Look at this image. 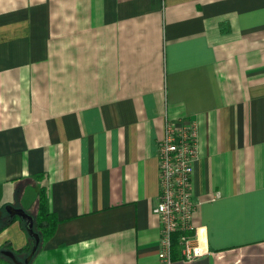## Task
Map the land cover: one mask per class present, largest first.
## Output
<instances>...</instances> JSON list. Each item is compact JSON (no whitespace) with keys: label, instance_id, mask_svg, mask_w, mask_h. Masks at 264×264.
Returning <instances> with one entry per match:
<instances>
[{"label":"crops","instance_id":"1","mask_svg":"<svg viewBox=\"0 0 264 264\" xmlns=\"http://www.w3.org/2000/svg\"><path fill=\"white\" fill-rule=\"evenodd\" d=\"M167 119L197 124L205 243L171 264H264V0H0V211L54 220L28 264H161Z\"/></svg>","mask_w":264,"mask_h":264},{"label":"built area","instance_id":"2","mask_svg":"<svg viewBox=\"0 0 264 264\" xmlns=\"http://www.w3.org/2000/svg\"><path fill=\"white\" fill-rule=\"evenodd\" d=\"M156 150L159 194L151 211L160 225L157 257L161 264H171L172 239L177 235L181 259L188 262L204 253L198 234H189L197 206L190 190L198 157L197 124L165 120Z\"/></svg>","mask_w":264,"mask_h":264},{"label":"trees","instance_id":"3","mask_svg":"<svg viewBox=\"0 0 264 264\" xmlns=\"http://www.w3.org/2000/svg\"><path fill=\"white\" fill-rule=\"evenodd\" d=\"M43 202H44V196L41 193L38 196L37 201H36L35 216H32V218H33V231L39 237V244H38L37 249H39L44 238H46L50 234V232L53 230V226H54V220L49 213L45 212ZM16 219L20 222L22 229L24 230L23 221L21 219H19L18 217H13L11 219L8 218L6 221L4 220V222L0 226V229L5 227L6 225L10 224L13 220H16ZM177 237H178L177 235L173 236L172 247H175V246L178 247ZM27 238H28V241H27L26 245L22 249H20L19 251H12L10 249L9 245H7V243H4L0 247V251L8 250V251L13 252L18 263H13L9 258L5 257L0 252V264H23L24 258L28 255V253L30 252V250L34 244V240L31 237L27 236ZM20 255H22V259L17 258Z\"/></svg>","mask_w":264,"mask_h":264},{"label":"water","instance_id":"4","mask_svg":"<svg viewBox=\"0 0 264 264\" xmlns=\"http://www.w3.org/2000/svg\"><path fill=\"white\" fill-rule=\"evenodd\" d=\"M4 211L7 213V215L9 216L10 219L13 217H18L19 219H21L24 223V229H25L26 233L28 234L29 237H31L34 240V244L31 248L30 252L28 253V255L23 260V264H28L29 261L31 260L32 256L37 251L38 244H39V237L33 231V218L30 215H28L27 213H25L23 210L18 209V208H14V207L9 206V205L4 207ZM200 242H201V247H204L205 243H204V236L202 233L200 234ZM0 252L5 257L9 258L13 263H18L13 252L8 251V250H2Z\"/></svg>","mask_w":264,"mask_h":264},{"label":"rangeland","instance_id":"5","mask_svg":"<svg viewBox=\"0 0 264 264\" xmlns=\"http://www.w3.org/2000/svg\"><path fill=\"white\" fill-rule=\"evenodd\" d=\"M15 204H16V202L15 201H12L10 205L11 206L12 205L13 206H16ZM4 220H5V211H0V226L4 222Z\"/></svg>","mask_w":264,"mask_h":264}]
</instances>
